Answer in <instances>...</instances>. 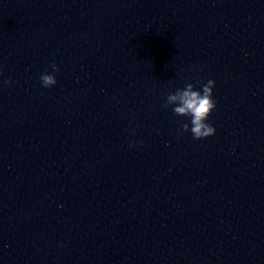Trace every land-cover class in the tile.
Listing matches in <instances>:
<instances>
[{
  "label": "water",
  "instance_id": "water-1",
  "mask_svg": "<svg viewBox=\"0 0 264 264\" xmlns=\"http://www.w3.org/2000/svg\"><path fill=\"white\" fill-rule=\"evenodd\" d=\"M0 264H264V0H0Z\"/></svg>",
  "mask_w": 264,
  "mask_h": 264
},
{
  "label": "clouds",
  "instance_id": "clouds-1",
  "mask_svg": "<svg viewBox=\"0 0 264 264\" xmlns=\"http://www.w3.org/2000/svg\"><path fill=\"white\" fill-rule=\"evenodd\" d=\"M53 74H41L40 81L43 87H51L56 84L54 73L59 69L55 63L50 64ZM5 85L10 84V80H4ZM170 86H171V82ZM214 80L209 79L202 84L200 90H194L192 83H187L183 88L177 87L174 92H169L166 95V100L163 104L164 108L172 107V112L176 116L190 117V124L183 123L180 131H190L193 139H203L215 134V128L207 119L211 111L216 107L215 101L212 99V89Z\"/></svg>",
  "mask_w": 264,
  "mask_h": 264
}]
</instances>
